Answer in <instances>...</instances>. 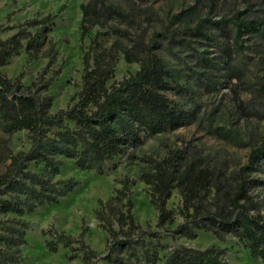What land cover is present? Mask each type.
<instances>
[{"label":"trees","instance_id":"16d2710c","mask_svg":"<svg viewBox=\"0 0 264 264\" xmlns=\"http://www.w3.org/2000/svg\"><path fill=\"white\" fill-rule=\"evenodd\" d=\"M132 1L87 0L81 4V37L92 27L99 26L108 28L115 38L109 47H105L102 41L105 31L99 30L90 41L83 55L82 87L71 105L49 112L51 98L40 93L47 89L49 81H42L39 76L25 85L19 77L10 78L0 69V127L6 134L0 136V215L11 213L16 216L0 219V264H18L20 261V246L25 243L27 227L20 217L39 206L57 203L76 185L73 180L53 179L60 173L61 158L72 159L81 169L102 173L107 161L137 148L145 137L166 129L175 130L187 123L188 111L167 95L169 92L180 94L182 87L156 52L159 37L193 48L192 39L212 41L223 32L224 26H228L226 32L232 35L237 54L244 49L242 40L245 37L264 40V5L260 1L246 0L244 9L229 17L218 18L216 0H210L208 13L194 25L176 27L179 14H173L168 24L161 31H153L143 49L138 51L123 43L121 38L126 33L122 29L108 25L110 19L126 20L128 12L123 4ZM254 11L260 15H252ZM58 12L25 21L7 39L0 36V68L23 48V40H26L24 48L28 59H37L41 53V32L50 30L47 24L53 22ZM29 27H36V32L29 31ZM3 29L0 26V33ZM223 50L226 52L225 47ZM118 53L123 54L126 62L137 63L139 68L107 85L114 76ZM228 70L236 69L230 65ZM245 90L254 96V89L245 86ZM257 91L260 92L264 124V89ZM20 130L28 132L30 147L13 152L10 136ZM263 160L264 134L249 152L247 163L237 172L234 190L227 192L203 161H187L182 151L171 152L160 160L146 157L147 170L141 178L149 186L151 202L158 211L156 226L174 223V215L166 204L172 190L177 189L183 200L181 215L184 221L176 226V233L188 238H194L196 230L211 232L218 238L232 234L245 242L252 254L264 263V218L252 213L254 202L247 188L248 172L261 166ZM32 162L43 164L42 171L31 170L29 164ZM129 185L130 181L124 179L121 187L116 189L114 199L120 202L119 205L111 201L100 202L96 210V217L108 232L104 252L86 249L82 240L79 241L81 247L73 249L82 252L85 263L125 264L140 258L155 264L160 260L155 249L145 248L147 240L150 242L158 237L159 230L134 220ZM212 190L215 200L222 194L213 208L206 203ZM72 240L70 235L60 233L55 239L47 240L45 245L55 252L57 241L70 246ZM74 257L71 254L68 259ZM161 264L231 263L216 246H180L164 255Z\"/></svg>","mask_w":264,"mask_h":264},{"label":"rangeland","instance_id":"374dc122","mask_svg":"<svg viewBox=\"0 0 264 264\" xmlns=\"http://www.w3.org/2000/svg\"><path fill=\"white\" fill-rule=\"evenodd\" d=\"M86 1L0 0V26L4 28L0 33L2 39L10 37L18 26L29 19H40L59 11L53 22L47 24L50 30L41 32V53L37 59H28L24 48L26 40H23V48L0 68L10 78L19 77L25 85L36 81L39 76L42 81H49L47 89L40 93L51 98V113L77 100L82 87L83 55L97 31H105L102 37L105 47H109L115 38L108 28L99 26L92 27L81 37L80 6ZM245 1L216 0L217 17H229L233 12L244 9ZM253 1L264 5V0ZM123 7L128 12L127 19H110L108 25L122 29L126 33L121 38L123 43L141 51L152 32L161 31L173 14H179L176 27L192 26L208 13L210 0H133L123 4ZM252 15L260 13L254 11ZM7 26L12 28H5ZM224 27L223 32L212 41L192 39L193 48L181 42H168L161 37L157 39V54L182 87L180 94L169 92L167 95L188 111L187 123L175 130L166 129L145 137L137 148L107 161L102 173L81 169L72 159L61 158L60 173L53 179L73 180L76 185L57 203L39 206L20 217L27 227L18 264H87L82 252L73 250L80 246V240L86 249L104 252L108 232L96 217V210L100 202L120 204L114 196L124 179L130 181L128 194L134 220L142 226L159 230L158 237L150 242L147 240L145 244V248L157 251L160 260L155 264H161L164 255L180 246H216L231 264H264L252 254L245 242L232 234L218 238L211 232L196 230V236L188 238L176 233L174 229L184 221L181 215L183 200L177 189L172 190L166 204L174 215V223L157 227L158 211L151 202L149 186L141 178L147 170L146 157L160 160L171 152L182 151L187 161H203L212 171L213 178L223 186V191L234 190L237 172L247 163L249 152L264 134L260 92L257 91L264 89V40L245 37L242 40L244 49L237 54L233 37L226 32L228 26ZM28 30L35 33L37 28L29 27ZM230 65H234L236 70H228ZM138 68L137 63L126 62L123 54L118 53L114 76L107 81V85L133 74ZM245 86L254 89V96L245 90ZM0 136H6L1 127ZM29 147L26 130L16 131L10 136L13 152ZM29 168L41 172L43 164L32 162ZM248 179V192L254 202L252 213L264 218V160L261 166L248 172ZM221 195L215 200L212 190L207 205L213 208L221 200ZM14 217L11 213L0 215L2 220ZM60 233L72 237L70 246L57 241V250H48L45 242L55 239ZM71 254L75 257L69 260ZM125 264L151 263L139 258Z\"/></svg>","mask_w":264,"mask_h":264}]
</instances>
